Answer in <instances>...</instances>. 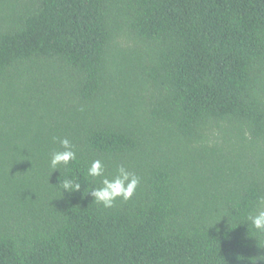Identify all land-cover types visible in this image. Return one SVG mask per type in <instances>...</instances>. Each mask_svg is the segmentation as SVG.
I'll list each match as a JSON object with an SVG mask.
<instances>
[{"label": "trees", "instance_id": "1", "mask_svg": "<svg viewBox=\"0 0 264 264\" xmlns=\"http://www.w3.org/2000/svg\"><path fill=\"white\" fill-rule=\"evenodd\" d=\"M261 196L264 0H0V264H264Z\"/></svg>", "mask_w": 264, "mask_h": 264}, {"label": "clouds", "instance_id": "2", "mask_svg": "<svg viewBox=\"0 0 264 264\" xmlns=\"http://www.w3.org/2000/svg\"><path fill=\"white\" fill-rule=\"evenodd\" d=\"M59 142L63 150L54 151L50 159V166L54 170L59 169L61 165L66 166L70 161L76 159V153L70 141L64 138ZM87 177L101 178V186L91 189L90 195L96 202L103 204L105 208L112 207L118 198H122L125 201L131 199L140 183V178L136 174L126 170L123 165L119 166L116 174L109 178L105 175L104 165L99 159L92 161L90 167L87 169ZM63 188L67 192L72 193L79 191L81 184L70 179H65L63 181ZM246 220L250 222L252 228L257 230L258 233L264 234V196L258 198L256 209L247 215Z\"/></svg>", "mask_w": 264, "mask_h": 264}]
</instances>
